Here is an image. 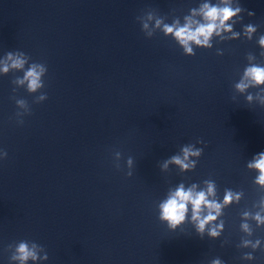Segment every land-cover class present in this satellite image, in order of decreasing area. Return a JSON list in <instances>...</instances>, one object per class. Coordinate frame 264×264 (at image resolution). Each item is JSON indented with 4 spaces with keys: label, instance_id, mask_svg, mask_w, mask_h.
<instances>
[{
    "label": "water",
    "instance_id": "1",
    "mask_svg": "<svg viewBox=\"0 0 264 264\" xmlns=\"http://www.w3.org/2000/svg\"><path fill=\"white\" fill-rule=\"evenodd\" d=\"M201 2L0 0V57L19 50L48 66L46 101L33 104L24 88L15 93L32 107L22 126L11 82L23 73L0 75V149L8 153L0 160V264H10L7 247L20 240L45 247L43 264H210L217 257L264 264V252L248 262L241 256L251 249L238 248L241 214L264 196L246 166L264 152V107L234 91L248 53L264 63L257 42L264 0H238L246 10L234 26L241 38H216L192 57L160 31L145 38L136 19L151 9L166 23L183 22ZM247 24L257 26L251 41L242 35ZM189 143L203 149L196 168L162 172L160 164ZM206 179L221 201L225 189L244 193L224 209L221 237L201 238L187 222L170 231L159 202L181 182ZM249 222L252 239L264 241V227Z\"/></svg>",
    "mask_w": 264,
    "mask_h": 264
},
{
    "label": "clouds",
    "instance_id": "2",
    "mask_svg": "<svg viewBox=\"0 0 264 264\" xmlns=\"http://www.w3.org/2000/svg\"><path fill=\"white\" fill-rule=\"evenodd\" d=\"M246 10L242 8L238 0H203L197 8L189 10V14L183 16V22L179 17H174L171 23H166V18L158 15L154 10L146 12L136 17L141 25L145 38L151 39L157 31L163 33L164 37L171 38L183 50V54L188 57L195 55L194 49H212L213 40L219 38L220 41L237 40L241 38V33L234 31V26L242 21V13ZM247 15L252 17L254 12L248 11ZM257 33V26L247 24L242 29V35L251 41ZM258 45L261 49L260 56L264 58V34L258 37ZM217 55H223L221 49H217ZM248 61L239 81L234 84L236 94L245 96L246 102L258 103L264 107V63L257 62L254 54L248 53ZM22 72L23 75L15 76L12 80L14 85L11 97L15 100L17 111L14 119L17 125L24 124V117L32 114V107L23 98H16L18 89L24 88L29 95L34 96L33 104H41L48 99L45 89V77L48 73V66L43 62L32 61L31 57L23 51H9L0 57V75ZM250 89H257L255 93ZM236 97L233 96V100ZM196 143L202 144V140ZM203 153L202 148H197L195 144H185L180 151L164 160L160 164L162 172H168L170 166H175L180 173L193 171L197 166V161ZM8 153L0 149V160H6ZM115 167L120 170V160L122 154L119 151L114 153ZM127 176L133 175L134 160L129 156L126 160ZM247 169L257 173L254 184L261 191H264V152L256 154L247 162ZM244 193L225 189L222 201L218 197L217 185L214 180L206 179L201 184L192 183L186 186L181 182L174 188H169L166 197L158 204L159 220L166 224L172 232L177 231L186 222L190 223L196 234L203 238L205 235L211 240L221 237L224 231V221L221 217L224 209L239 204ZM253 210H244L241 214L240 231L244 234L238 248L251 249L241 256L244 261L251 262L255 259L252 253L260 250L264 252V241L260 238L252 239L256 228L264 227V196L253 204ZM190 217V218H189ZM10 253V264H43L49 259L48 253L43 245L35 241L20 240L7 247ZM210 264H224L220 258H213Z\"/></svg>",
    "mask_w": 264,
    "mask_h": 264
}]
</instances>
